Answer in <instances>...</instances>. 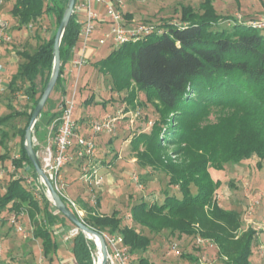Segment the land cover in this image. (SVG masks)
Here are the masks:
<instances>
[{
	"label": "trees",
	"instance_id": "1",
	"mask_svg": "<svg viewBox=\"0 0 264 264\" xmlns=\"http://www.w3.org/2000/svg\"><path fill=\"white\" fill-rule=\"evenodd\" d=\"M0 1L12 2L10 15L18 28L37 24L43 16L51 17L55 23L53 34L39 37L41 41L33 52L17 51L22 61L8 80L9 92L23 88L31 106L27 112H19L9 101V113L0 115L1 135H5L3 129L10 121L26 116V124L19 130L20 155L12 164L16 168L28 165L36 177L23 138L51 74L54 37L67 0ZM213 1L203 0L199 11L183 6L176 19L182 27L169 21L159 24L162 34L153 33L138 42L113 48L94 66L109 75L115 92H128L129 102L137 92H143L153 106L157 120L149 133L133 136L131 148L140 170L162 171L168 177V185L177 188L180 195L164 192L161 203L140 201L132 205V222L151 233L166 230L200 236L216 245L218 256L225 257L227 264H251L256 231L248 227L235 238L242 225L240 214L213 202L221 184L213 180L209 169L222 171L225 164H238L253 156L258 158V165L264 163V31L237 22L230 29L220 28L222 22L232 18L217 14ZM124 15L128 18V14ZM79 31L77 17L72 14L59 46L61 65L54 87L60 89L63 97L66 89L60 75L74 52ZM59 115L60 112L53 115L50 121ZM170 147L174 158L167 154ZM33 150L36 152L35 147ZM23 180L12 177L6 183L0 195V221H5L1 216L4 211L14 215L27 213L33 226L32 238L40 241L43 256L51 263L60 250L52 227L67 219L52 212L45 195L36 198ZM81 205L80 209L87 212L82 219L85 225L101 234L121 236L131 256L147 251L150 239L133 227L122 225L118 213L97 214L85 203ZM71 243L75 264H93V245L81 232ZM0 264L5 263L0 260ZM136 264L151 263L141 257Z\"/></svg>",
	"mask_w": 264,
	"mask_h": 264
},
{
	"label": "rangeland",
	"instance_id": "2",
	"mask_svg": "<svg viewBox=\"0 0 264 264\" xmlns=\"http://www.w3.org/2000/svg\"><path fill=\"white\" fill-rule=\"evenodd\" d=\"M202 1L134 0L127 4V10L131 11L127 14L133 16L135 23L148 22L159 25L166 21L172 22L178 19L183 6L189 5L195 11H199V5ZM213 6L217 14L231 18L236 15H241L243 19L257 18L264 14V0H239L238 4L234 0H214ZM11 7L12 2L0 1V19L8 23L6 32L11 38L9 43H0V63L4 68V72L0 76L3 81L9 80L22 61L17 55V51L27 49L29 52H33L36 45L41 41L39 37L41 39L49 38L55 29L54 20L48 16H43L37 24L18 28L16 20L10 15ZM231 25L225 21L219 27L230 29ZM106 30V27H96V33L88 41V48L91 49L92 53L81 68L76 69L71 66L72 59L76 57L74 52L65 63L60 76L66 89V96L61 95L59 88L52 90L42 110L48 116L43 114L39 116L37 127L34 128L33 126L32 128V138L34 137L38 142V146H36L32 139V146L36 148L35 154L47 144L48 133L52 127L51 114L60 109L63 98L74 95L72 119L75 122V135H91L92 123L105 118H117L113 132L93 136L95 151L90 159L95 158V162L93 159L94 163H91L89 158L77 159L74 155L76 149L70 150L73 155L72 159L64 166L63 170L67 169L73 180H68L72 182H69V186H65L66 192L71 195L79 208L83 202L97 214L110 215L115 211L122 219V225L133 227L138 233L150 239V245L146 252H138L131 256L134 264L141 257L147 259L151 264H201V261L205 264H227L225 257L218 256L217 247L210 240L200 236L172 234L166 230L160 233H151L146 228L132 222L129 216L132 205L140 201L147 204L161 203L164 199V192L176 196L180 195L177 188L168 185V177L162 171H152L149 168L142 171L137 166L135 152L131 148L130 141L133 136L135 137L140 133H149L152 123L157 120L158 116L153 106L146 101L143 92H137L131 103L127 100V91L115 92L112 89L109 75L103 74L95 68L94 63L106 58L113 50L111 40L104 43L99 40V34ZM80 46L81 43L78 39L76 48ZM2 86L4 85L0 86V115L9 113L6 108L9 101L14 110H24L26 95L23 88L12 94L6 87L3 88ZM22 118L17 117L10 121L3 129L5 135H1L0 130V154L9 155L10 159V161L0 160V174L2 175L0 178V195L9 179L10 172L15 173L12 160L19 158L20 155V151L17 149L20 148L21 133L18 130H22L27 121L26 118ZM99 141L102 144L101 152L98 155L96 143ZM167 154L171 157V147L167 149ZM103 156L111 165L113 164L110 171L114 181L107 182L106 175L99 171L98 174L103 180L100 185L93 186L83 183L79 178L81 166L89 165L104 171L102 168L108 166L107 162L104 161V165L98 164V160H101ZM37 159L39 161V158ZM258 162V158L253 156L251 159L238 164H225L222 171L209 169L213 180H218L221 184L213 195V202L240 214L242 225L235 238L245 232L248 227L256 231L255 242L251 249V264H264V163L261 162L258 165ZM18 171L20 172V168L17 169ZM28 171L31 175L25 171L20 172V177L24 179V185H27L28 177L37 180L32 175L31 168ZM134 174L138 177L139 184L131 180ZM194 190L195 188L192 189L193 193ZM43 195L45 193L41 188L38 199L43 198ZM93 196L95 201L98 200V206L92 201ZM48 201L52 212L57 214L58 212L53 208L50 199ZM100 206L101 210L98 208ZM86 214L87 212L83 211V215L86 216ZM11 215L7 211L1 215L5 220L3 223L0 221L1 261L5 264H75L71 253V239L63 240L64 235H67L73 227L68 220L62 224H57L58 228L63 229L65 233H57L56 235V240L64 248L63 255L54 257L50 263L43 256L40 241L32 238L31 223L28 222L27 218L17 220V222L22 223L23 230L19 232L10 223ZM39 218L41 217L39 216ZM197 238L203 242L197 243ZM96 264H98V260Z\"/></svg>",
	"mask_w": 264,
	"mask_h": 264
},
{
	"label": "built area",
	"instance_id": "3",
	"mask_svg": "<svg viewBox=\"0 0 264 264\" xmlns=\"http://www.w3.org/2000/svg\"><path fill=\"white\" fill-rule=\"evenodd\" d=\"M134 0H78L74 5L73 14L77 17V22L80 26L79 40L81 46L74 50L75 58L71 61V66L79 69L84 65L89 55L92 53L88 48V41L96 33V27L99 24H105L107 30L99 34V40L104 43L111 40L113 48L119 47L126 43H135L144 37L156 33L162 34L163 29L158 25L148 22L135 23L134 20L128 21L125 17V8L129 2ZM228 23H241L251 29L264 31V14L257 18L243 19L241 15H236ZM171 24L182 27L183 24L177 20ZM100 27V26H99ZM8 23L0 19V43L10 42V36L7 34ZM90 51V52H89ZM70 66V67H71ZM4 72V68L0 63V75ZM3 79L0 76V86ZM74 109V95L68 98H63L60 105V115L52 121V127L47 137V144L37 151V158L42 168L43 173L46 175L52 184L55 192L60 196L65 205L75 212L77 217L82 221L84 218L83 210L80 209L76 202L65 190V184L61 181V173L64 166L71 161L72 153L71 148L75 146L76 151L74 155L77 159H90L95 151V143L93 136L102 133H111L115 128L117 118H105L99 122L91 124V135L78 136L74 134L75 122L72 119ZM75 138V139H74ZM33 143L38 146V142L33 137ZM39 152V153H38ZM16 158V157H15ZM80 180L89 185L98 186L102 183V177L98 174L95 167L89 165L81 166ZM131 180L139 184L138 177L134 174ZM27 184L31 186L36 198L39 197L40 189L42 188L46 197L49 195L43 188L40 180L27 178ZM141 188L140 185H138ZM95 197L92 201L95 203ZM18 217L11 215L10 223L16 225L17 231H22V226L17 222ZM83 222V221H82ZM57 233L65 234L63 229H57ZM79 233V230L73 226L67 235H64L63 240H72L74 236ZM106 243L110 264H134L131 255L127 252L122 244V238L119 235L102 234ZM63 236V235H60ZM86 238V237H85ZM87 239V238H86ZM89 240V239H87ZM197 243L203 242L197 238ZM92 244V243H91ZM93 245V244H92ZM92 263L95 264L98 260L95 246L93 245ZM201 264L203 261L200 262Z\"/></svg>",
	"mask_w": 264,
	"mask_h": 264
},
{
	"label": "water",
	"instance_id": "4",
	"mask_svg": "<svg viewBox=\"0 0 264 264\" xmlns=\"http://www.w3.org/2000/svg\"><path fill=\"white\" fill-rule=\"evenodd\" d=\"M74 5H75V0H67L64 14L62 16V19L56 30L54 37L53 64H52L51 74L38 103L33 109L29 123L25 129L23 145L26 154L35 171L36 178L40 180L43 188L46 190L47 194L49 195V199L52 205L54 206V208L57 210V212H59L62 216H64L73 226H75L79 230V232H81L95 246L97 257L98 258L99 256L101 257V261L99 264H110V258L108 256L107 247L103 235L91 229L87 225H85L72 211L69 210V208L61 200L60 196L55 192L52 184L50 183L46 175L43 173L40 163L37 159V156L32 146V134H31L32 128L36 123L38 117L40 116V113L42 112L43 107L47 99L49 98L52 90L54 89V86L59 76V70L61 65L59 46L65 28L69 22V19L73 14Z\"/></svg>",
	"mask_w": 264,
	"mask_h": 264
},
{
	"label": "crops",
	"instance_id": "5",
	"mask_svg": "<svg viewBox=\"0 0 264 264\" xmlns=\"http://www.w3.org/2000/svg\"><path fill=\"white\" fill-rule=\"evenodd\" d=\"M127 6H126V8H125V14H127V13H130L131 11H128L127 10ZM126 19L128 20V21H131V20H133V16H130L129 14H128V18L126 17ZM99 26L100 27H106L105 26V24H99ZM107 28V27H106ZM79 39V38H78ZM77 49L78 48H76L75 47V49L74 50H76L77 51ZM90 56V55H89ZM2 85H4V86H2L3 88H7V85H8V81H3V84ZM31 106V101H29L27 98H25V104H24V110L23 109H21V110H17V111H19V112H27L28 111V108ZM14 109V108H13ZM8 111H10V109H7ZM44 112V111H43ZM57 113H59V109L58 110H56L55 112H52V114H51V117L53 116V115H55V114H57ZM43 115H45V116H48V114H46V113H42ZM26 118V116H20V118ZM50 117V116H49ZM50 117V118H51ZM22 118V119H23ZM54 120V119H53ZM52 120V121H53ZM52 121H51V123H52ZM20 130V129H19ZM19 130H18V132H19ZM83 135V134H82ZM79 136H81V135H79ZM101 141H99V142H97L96 143V153L99 155L100 154V148H101ZM71 149H75V146H73V148H71ZM17 151H19L18 149H17ZM110 152V151H109ZM19 153V152H18ZM18 155V154H17ZM17 155H16V157H17ZM97 155V157H99ZM0 156H1V158H0V160H8V161H10V159H9V155H6V156H4L3 154H0ZM119 158V157H118ZM93 159H94V162H95V158H92V159H90V162L91 163H94L93 162ZM104 161H106L107 162V164H108V166L107 167H104V168H102V170H104V171H101V168L99 169L98 168V172L100 171L102 174L104 173L105 175H106V180H107V182L109 181V182H113L114 181V178H113V176L111 175V168H112V165H111V163L110 162H108L107 160H106V157L105 156H103L102 158H101V160H98V164L100 165V164H103L104 165ZM17 169L18 168H15V166L13 167V171L15 172L14 174H13V172L11 171L10 172V174H9V176H8V178L10 179V178H12V177H20L21 176V174H20V172L21 171H25L28 175H31V174H29V167L26 165V164H24L23 166H22V168H20V172L18 171L17 172ZM8 171H10V170H8ZM2 177V175L0 174V178ZM61 177H62V179H61V181L65 184V186H69V182H72V181H68L69 179H71V180H73V178L70 176V173L69 172H67V169H65V170H63V172L61 173ZM8 179V180H9ZM8 182V181H7ZM6 185V184H5ZM5 187V186H4ZM4 187H3V190H2V193H3V191H4ZM71 196V195H70ZM101 206H102V204H101ZM101 206L99 207L100 209L99 210H101ZM12 215H14V214H12ZM15 216H17L18 217V219H21V218H24V217H26L27 218V220H28V222L29 223H31V221H30V219H29V217H28V215H27V213H25V212H23V213H21V214H19V215H15ZM18 224H22V223H19V221H18ZM14 226V225H13ZM15 228H16V225L14 226ZM57 229H59L58 228V225H55L54 227H52V230H53V233H54V235H55V239L57 238L56 237V235H57ZM32 230H33V226H32V223H31V227H30V231H31V233H32ZM57 242H58V245H59V252H58V256H62L63 255V252H64V248L61 246V244H60V242L58 241V240H56ZM71 245H72V243H71ZM73 257V256H72Z\"/></svg>",
	"mask_w": 264,
	"mask_h": 264
},
{
	"label": "bare ground",
	"instance_id": "6",
	"mask_svg": "<svg viewBox=\"0 0 264 264\" xmlns=\"http://www.w3.org/2000/svg\"><path fill=\"white\" fill-rule=\"evenodd\" d=\"M100 261H101V257L99 256V258H98V264L100 263Z\"/></svg>",
	"mask_w": 264,
	"mask_h": 264
}]
</instances>
